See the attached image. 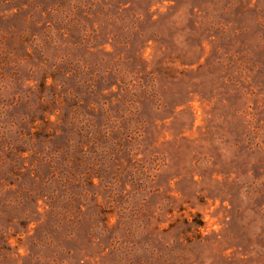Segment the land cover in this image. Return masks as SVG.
<instances>
[{
	"label": "rangeland",
	"instance_id": "obj_1",
	"mask_svg": "<svg viewBox=\"0 0 264 264\" xmlns=\"http://www.w3.org/2000/svg\"><path fill=\"white\" fill-rule=\"evenodd\" d=\"M0 264H264V0H0Z\"/></svg>",
	"mask_w": 264,
	"mask_h": 264
}]
</instances>
